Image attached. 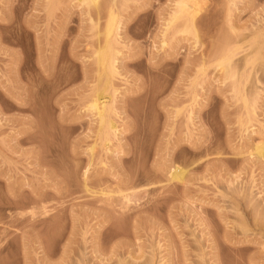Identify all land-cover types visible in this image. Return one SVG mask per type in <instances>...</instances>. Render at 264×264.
<instances>
[{
	"label": "rangeland",
	"instance_id": "rangeland-1",
	"mask_svg": "<svg viewBox=\"0 0 264 264\" xmlns=\"http://www.w3.org/2000/svg\"><path fill=\"white\" fill-rule=\"evenodd\" d=\"M90 1L0 0V264H264V0Z\"/></svg>",
	"mask_w": 264,
	"mask_h": 264
},
{
	"label": "bare ground",
	"instance_id": "bare-ground-1",
	"mask_svg": "<svg viewBox=\"0 0 264 264\" xmlns=\"http://www.w3.org/2000/svg\"><path fill=\"white\" fill-rule=\"evenodd\" d=\"M88 2H89V0H87ZM90 2H94L93 0H91ZM90 4V3H89ZM181 4V3H180ZM180 4H178V5H180ZM186 7H187V5L185 4V3H183L182 5H180V11H179V9H178V11L179 12H183V13H185L184 11H188L187 9H189L188 7H187V9H186ZM178 11H176V12H178ZM190 11V10H189ZM178 12V13H179ZM191 12V11H190ZM183 13H181V14H183ZM186 14V13H185ZM174 16L173 17H171L172 19H171V21H170V24L169 25H171V23L173 24V22H175V21H177V19L178 18H180V16L178 15V14H176L175 15V13L173 14ZM112 16V15H111ZM193 19H194V14L191 12V18H190V20H192L193 21ZM110 23H109V27H107V33H108V35L109 34H111L112 33V30L114 31V28H116V18H115V16L113 15V17L112 18H110ZM191 22V21H190ZM193 22H191V25H193L192 24ZM118 25V24H117ZM118 27V26H117ZM117 29V28H116ZM111 32V33H110ZM107 53H108V55H107V53L105 54L104 52H99L100 54H98V57H97V59L99 60L98 62L99 63H101V64H104V63H106V61L108 62H110V63H112L111 61L113 60L114 61V59H112V57H114L113 55L111 56V52H109V51H106ZM107 64V63H106ZM109 64V63H108ZM113 64H115V63H113ZM229 65V64H228ZM105 67H106V69L108 68V65L106 66V65H104ZM111 66V64L109 65V67ZM113 66L114 65H112V67H111V69L113 68ZM105 69V72H112L113 71V69H115V68H113L112 70H110V68L109 69H107L106 70ZM109 70V71H108ZM114 72V71H113ZM112 72V73H113ZM111 75V73H108L107 75ZM101 96H103V94L101 93H99L94 99H93V101H92V103L90 104V107L92 108V110H95L96 112H97V114H98V116H99V118H100V121H101V126L103 127L104 125V123H105V107H104V105L102 106L101 105V102L99 101L100 100V97ZM101 127V128H102ZM263 151H264V147H259L258 148V154H259V156H262L263 155ZM173 176H172V179H174V180H176V179H178L179 181H180V179L181 180H183V178H184V175H185V170H182V169H176L175 170V172L172 174Z\"/></svg>",
	"mask_w": 264,
	"mask_h": 264
}]
</instances>
